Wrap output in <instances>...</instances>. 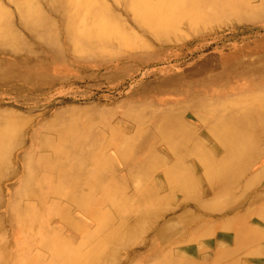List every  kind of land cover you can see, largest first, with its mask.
<instances>
[{
	"label": "bare ground",
	"instance_id": "bare-ground-1",
	"mask_svg": "<svg viewBox=\"0 0 264 264\" xmlns=\"http://www.w3.org/2000/svg\"><path fill=\"white\" fill-rule=\"evenodd\" d=\"M0 264H264V0H0Z\"/></svg>",
	"mask_w": 264,
	"mask_h": 264
},
{
	"label": "rangeland",
	"instance_id": "rangeland-1",
	"mask_svg": "<svg viewBox=\"0 0 264 264\" xmlns=\"http://www.w3.org/2000/svg\"><path fill=\"white\" fill-rule=\"evenodd\" d=\"M211 35H212V31H208L206 33H201L200 35L198 36H195V37H191V38H188L187 39V42H181L179 46L182 45V47H185V46H193V45H196V44H199L201 42H207V41H211ZM188 43V44H187ZM178 46V47H179ZM172 49H176V50H179V48H176L173 47ZM183 55H186V57H188L190 54L188 52H183L182 53ZM173 61L175 60H178L176 58L172 59ZM238 83V82H237ZM236 81L232 84V85H237ZM258 165V164H257ZM257 165H255L254 167H256ZM124 177H125V174H124Z\"/></svg>",
	"mask_w": 264,
	"mask_h": 264
}]
</instances>
